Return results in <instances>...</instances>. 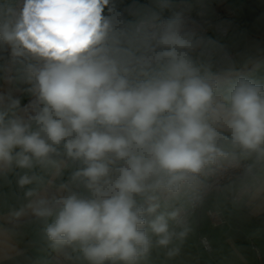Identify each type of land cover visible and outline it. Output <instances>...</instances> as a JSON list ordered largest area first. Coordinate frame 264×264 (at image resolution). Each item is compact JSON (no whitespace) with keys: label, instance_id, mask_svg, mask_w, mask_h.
Instances as JSON below:
<instances>
[{"label":"clouds","instance_id":"1","mask_svg":"<svg viewBox=\"0 0 264 264\" xmlns=\"http://www.w3.org/2000/svg\"><path fill=\"white\" fill-rule=\"evenodd\" d=\"M192 12L0 0V264H186L208 218L264 216V52Z\"/></svg>","mask_w":264,"mask_h":264},{"label":"crops","instance_id":"2","mask_svg":"<svg viewBox=\"0 0 264 264\" xmlns=\"http://www.w3.org/2000/svg\"><path fill=\"white\" fill-rule=\"evenodd\" d=\"M130 2V0H126ZM149 3L150 0H140ZM177 2V0H176ZM193 9L199 5L205 6V15L209 19L221 16V22L227 27L228 35L224 42L235 51H245L258 45L264 52V0H190ZM233 12L232 16L227 13ZM212 27L209 35L218 36ZM27 98H25L26 100ZM0 191L9 193L7 202L0 201V213L6 211L7 205L15 203L9 189ZM3 221H0V225ZM255 234V235H254ZM32 236V228L24 226L17 238L23 242ZM205 236L211 246V251L204 249L200 237ZM16 237L0 235V257L9 251L7 243H12ZM254 246L261 253L264 260V216L241 220L233 217L226 219V223L212 226L209 218L199 228L198 235L190 242L186 249L184 260L186 264H259ZM45 258L43 252L32 250L29 259L20 258L19 264H31V261ZM2 264H15L14 261H2Z\"/></svg>","mask_w":264,"mask_h":264},{"label":"built area","instance_id":"3","mask_svg":"<svg viewBox=\"0 0 264 264\" xmlns=\"http://www.w3.org/2000/svg\"><path fill=\"white\" fill-rule=\"evenodd\" d=\"M177 3H180V0H177ZM200 11H204L205 12V6L203 4L199 5L196 9H193L192 15L196 16L197 12H200ZM232 15H233V12L227 13V16H232ZM221 16L222 15H217L214 19H209L205 15L204 19H207L208 21H210V23H211L212 27L215 29V31L219 33L224 28H227L221 22ZM209 221H210L212 226H217V225L226 223V219H224V220H216L214 218H209ZM200 242L202 243V245H203V247H204V249L206 251H208V252L211 251L210 243H209L208 239L205 236L200 237ZM254 249H255L256 258L259 261V264H264V260H262V256H261L260 251L255 246H254Z\"/></svg>","mask_w":264,"mask_h":264}]
</instances>
